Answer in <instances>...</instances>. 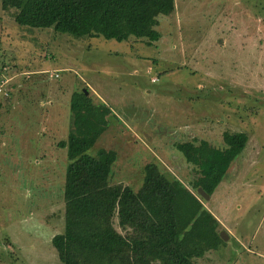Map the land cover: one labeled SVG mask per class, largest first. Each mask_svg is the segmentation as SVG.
Wrapping results in <instances>:
<instances>
[{
    "label": "rangeland",
    "instance_id": "1",
    "mask_svg": "<svg viewBox=\"0 0 264 264\" xmlns=\"http://www.w3.org/2000/svg\"><path fill=\"white\" fill-rule=\"evenodd\" d=\"M174 5L150 43L17 24V6L0 0V264H61L51 238L64 228L68 159L58 142L68 134L71 97L86 89L111 110L88 151H115L111 184L138 190L153 162L196 193L194 166L175 144L223 147V132L245 133L202 200L228 238L194 261L264 264V0Z\"/></svg>",
    "mask_w": 264,
    "mask_h": 264
},
{
    "label": "trees",
    "instance_id": "2",
    "mask_svg": "<svg viewBox=\"0 0 264 264\" xmlns=\"http://www.w3.org/2000/svg\"><path fill=\"white\" fill-rule=\"evenodd\" d=\"M17 6L14 20L33 28L52 27L74 37L157 41L159 16L174 11V0H3ZM87 90V89H86ZM70 127L65 140L68 164L63 186L64 228L51 238L61 264H195L222 242L219 222L203 198L156 163L143 167L134 190L110 183L113 150L88 153L108 126L111 113L85 92L69 101ZM223 147L205 140L177 142L175 148L194 166L192 189L211 195L247 135L223 132ZM115 223L119 229L115 227Z\"/></svg>",
    "mask_w": 264,
    "mask_h": 264
},
{
    "label": "water",
    "instance_id": "3",
    "mask_svg": "<svg viewBox=\"0 0 264 264\" xmlns=\"http://www.w3.org/2000/svg\"><path fill=\"white\" fill-rule=\"evenodd\" d=\"M84 92L86 93V94H88V92L86 91V90H84ZM196 193L199 195V196H201L204 200H209L210 199V195L207 193V192H205V190H203V188L202 187H197L196 188ZM220 237H221V239H223V240H226L227 238H228V234L225 232V231H220Z\"/></svg>",
    "mask_w": 264,
    "mask_h": 264
},
{
    "label": "built area",
    "instance_id": "4",
    "mask_svg": "<svg viewBox=\"0 0 264 264\" xmlns=\"http://www.w3.org/2000/svg\"><path fill=\"white\" fill-rule=\"evenodd\" d=\"M54 76L56 77L57 74H54ZM5 96H7V90H6L4 81L0 80V98L5 97Z\"/></svg>",
    "mask_w": 264,
    "mask_h": 264
},
{
    "label": "crops",
    "instance_id": "5",
    "mask_svg": "<svg viewBox=\"0 0 264 264\" xmlns=\"http://www.w3.org/2000/svg\"><path fill=\"white\" fill-rule=\"evenodd\" d=\"M34 72V71H33Z\"/></svg>",
    "mask_w": 264,
    "mask_h": 264
}]
</instances>
